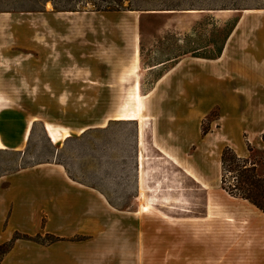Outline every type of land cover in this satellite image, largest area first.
I'll list each match as a JSON object with an SVG mask.
<instances>
[{
  "label": "rangeland",
  "instance_id": "obj_1",
  "mask_svg": "<svg viewBox=\"0 0 264 264\" xmlns=\"http://www.w3.org/2000/svg\"><path fill=\"white\" fill-rule=\"evenodd\" d=\"M128 81L142 144L117 119ZM0 91V264H264V211L223 189L221 166L230 147L264 176V0H0ZM55 164L69 178L38 204L25 171ZM209 199L234 231L208 226Z\"/></svg>",
  "mask_w": 264,
  "mask_h": 264
},
{
  "label": "trees",
  "instance_id": "obj_2",
  "mask_svg": "<svg viewBox=\"0 0 264 264\" xmlns=\"http://www.w3.org/2000/svg\"><path fill=\"white\" fill-rule=\"evenodd\" d=\"M221 166L223 189L264 211V176L257 172L256 162L240 157L234 149L227 147L222 153Z\"/></svg>",
  "mask_w": 264,
  "mask_h": 264
},
{
  "label": "bare ground",
  "instance_id": "obj_3",
  "mask_svg": "<svg viewBox=\"0 0 264 264\" xmlns=\"http://www.w3.org/2000/svg\"><path fill=\"white\" fill-rule=\"evenodd\" d=\"M223 11H225V10H219L218 12L222 13ZM127 83H129L130 86H127L124 90V99L119 106L117 119H119V120H136L139 124L140 144H142L143 143L142 142V138H143L142 133L144 132V128L147 124V121H149V119H151V118L145 114V110H146V105H145V101H144L145 98H144V95H142L140 92V83L139 82H130V81H128ZM3 101H4V96L2 95V93L0 91V112L5 108ZM46 129H47L48 135L52 139V141L58 142L62 139L61 134L58 131V127H56L55 125L48 122ZM145 129H147V128H145ZM27 135H28V133H27ZM0 147L5 148L2 143L0 144ZM145 155H146V153H145ZM141 157L143 158L142 153L140 154V158ZM144 160L145 159H140L141 162H143ZM207 207L210 211L215 213L214 216H212V219H209L208 226H210V227L212 225L216 226L217 223L221 224V223H225V221H226V223L228 224V226L226 225V227H230V231L231 230L234 231L232 228L234 226L237 227V225H236L237 222L234 221L233 218H231V216H229L221 206H219L215 202L213 203L211 201V199H209V201L207 203ZM149 208L152 210H157V208L155 206H153V200L151 203H149ZM230 231H226V232L228 233Z\"/></svg>",
  "mask_w": 264,
  "mask_h": 264
},
{
  "label": "crops",
  "instance_id": "obj_4",
  "mask_svg": "<svg viewBox=\"0 0 264 264\" xmlns=\"http://www.w3.org/2000/svg\"><path fill=\"white\" fill-rule=\"evenodd\" d=\"M184 11H187V12H196L197 11V8H187V9H183ZM168 12H177V10H169ZM70 14H75L74 12H70ZM247 19V15L246 14H244V16H243V19H242V21L240 22H238L237 24H236V26H235V28H234V30L232 31V33L230 34V36H229V38H228V40H227V43H226V45L224 46V48L222 49V52H221V54L219 55V56H217V57H215V58H211L213 61H220V60H222L223 58L222 57H224L226 54H227V52H228V49H229V47H228V43L233 39V37L235 36V33H236V31H238L240 28H241V25H242V22L243 21H245ZM134 43L132 44V46H133V50H132V52H137V54H138V57H139V62H140V65H141V59H140V53H139V49H138V43H139V40H140V38H139V35H135L134 36ZM131 54V53H130ZM128 57L126 58V60H124L118 67H119V70H118V79H119V77H120V69L123 67V66H125L129 61H130V55H127ZM222 58V59H221ZM200 59H203V58H200ZM205 59V58H204ZM210 59V60H211ZM219 59V60H218ZM8 94V93H7ZM9 95V94H8ZM9 96H11V95H9ZM12 97V96H11ZM13 98V97H12ZM14 99V98H13ZM36 118H34L33 120H31L30 122H32V124H33V121L35 120ZM29 122V123H30ZM29 123H28V125H29ZM28 125H27V128H28ZM44 127H45V125H44ZM31 129H32V127H31ZM26 131H27V129H26ZM26 131H24V134H23V136H22V138L24 137V141H27L26 139H25V133H26ZM45 131H46V129H45ZM31 132V131H30ZM28 136V135H27ZM30 138V137H29ZM23 141V140H22ZM23 141V142H24ZM3 144L4 145V147L6 148V146H5V144L2 142V140L0 139V144ZM18 147H19V145H17V146H15V148L14 149H18ZM42 164H39L38 166H41ZM55 166H58L57 167V169L55 170V172H51V174H50V178H47L46 177V174L45 173H42L41 171H40V169H34V171H25V172H27V173H25V175H28L29 176V179H30V183L34 186V187H28L27 189H21L22 191H24V192H31V194L33 193L34 195L35 194H37V202H38V204H39V202H43V197L45 196V191H46V185H50L49 183H48V181H47V179H50V180H53L54 181V183L52 184L51 183V185H53V187L55 188L56 186H54L55 185V178H59V182H57V183H62V181H61V176H67L68 178H69V176L67 175V173H66V171H65V168L62 166V165H60V164H55ZM62 184H65V183H62ZM52 190L53 189H51V191L50 192H52ZM92 191H88V190H86L85 188H79V189H77V190H75V192L73 193L74 195H80V198L81 199H83V200H81V203L83 204V203H85L88 199H92L91 197H94V193H91ZM98 196H101V195H98ZM90 197V198H89ZM104 200V199H103ZM38 208H36V210H37ZM15 212H16V207L14 206L13 207V213L15 214ZM86 222V221H85ZM86 227V226H85ZM12 256V255H11ZM13 256H14V254H13ZM8 258V257H7ZM12 258V257H11ZM136 258V257H135ZM134 258V260H135V263L138 261V264H141V254H139V256H138V258H136L135 259ZM40 259V258H39ZM44 259H45V257H41V260H43L44 261ZM75 259H77V255H76V257L74 258V260ZM39 262H41L42 263V261H39Z\"/></svg>",
  "mask_w": 264,
  "mask_h": 264
}]
</instances>
